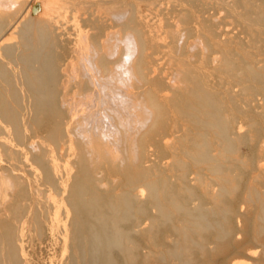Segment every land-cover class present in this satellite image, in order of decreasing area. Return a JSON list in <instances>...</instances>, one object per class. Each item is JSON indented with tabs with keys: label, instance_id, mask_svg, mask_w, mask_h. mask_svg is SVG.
I'll return each instance as SVG.
<instances>
[{
	"label": "bare ground",
	"instance_id": "1",
	"mask_svg": "<svg viewBox=\"0 0 264 264\" xmlns=\"http://www.w3.org/2000/svg\"><path fill=\"white\" fill-rule=\"evenodd\" d=\"M46 243L264 264V0H0V264Z\"/></svg>",
	"mask_w": 264,
	"mask_h": 264
},
{
	"label": "rangeland",
	"instance_id": "2",
	"mask_svg": "<svg viewBox=\"0 0 264 264\" xmlns=\"http://www.w3.org/2000/svg\"><path fill=\"white\" fill-rule=\"evenodd\" d=\"M241 149H242L241 150L242 154H247L250 151V149H249V147L247 145L242 146ZM45 247L46 248H44V249H42V250L37 252V254H36L37 258H38L37 259V263L38 264H59L58 263L59 262V257H58L57 247L56 246H52V244H50V243H46Z\"/></svg>",
	"mask_w": 264,
	"mask_h": 264
}]
</instances>
